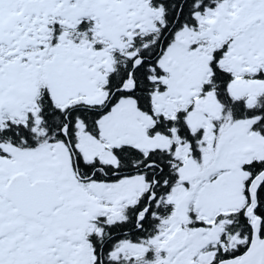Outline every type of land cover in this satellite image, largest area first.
Masks as SVG:
<instances>
[{
	"label": "snow or ice",
	"instance_id": "6c2138e0",
	"mask_svg": "<svg viewBox=\"0 0 264 264\" xmlns=\"http://www.w3.org/2000/svg\"><path fill=\"white\" fill-rule=\"evenodd\" d=\"M0 264H264V0H0Z\"/></svg>",
	"mask_w": 264,
	"mask_h": 264
}]
</instances>
